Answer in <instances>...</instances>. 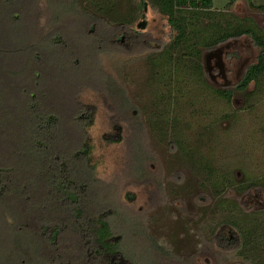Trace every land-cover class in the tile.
Wrapping results in <instances>:
<instances>
[{"label":"rangeland","instance_id":"obj_1","mask_svg":"<svg viewBox=\"0 0 264 264\" xmlns=\"http://www.w3.org/2000/svg\"><path fill=\"white\" fill-rule=\"evenodd\" d=\"M129 2L138 0H80L75 4L74 0H18L16 4L25 6L23 21L32 30L31 42L40 41L46 34L42 25L56 18L57 29L68 39L64 33L68 25L80 34L75 39L83 50L82 66L73 67V60L65 59V49L46 46L55 61L53 78L47 77L56 103H67V90L78 86L70 93L80 105L94 110L87 143L97 177L116 184L118 198L127 210L120 205L117 210L123 220L119 225L130 234L123 250L136 264H264V231L254 225L264 223V187L254 185L264 181V74L246 91L236 89L261 48L243 35L212 48L197 45L200 58L174 50L168 54L171 62L161 64L164 52L159 48L172 42L173 33L167 18L149 4L144 16L129 26L150 35L139 46H146V51L138 52L137 46L130 45L127 29L124 40L119 36L117 42L123 29L116 35L107 23H91L86 28L91 41L85 40L83 24L78 25L83 17L72 8L119 19L116 13L98 7H117L126 16ZM37 3L27 13V5ZM258 6H264V0H214L211 20L199 11L197 27L214 21L218 30L229 23L231 29L243 28V22L264 36V9ZM40 21L42 25L35 28ZM142 23L146 25L139 27ZM96 36L103 40L94 42ZM23 56L12 54L11 58L20 61ZM33 73L31 69L28 77ZM113 84L120 98H108L105 93H112ZM223 89L233 90L231 100L219 93ZM109 186L97 190V206L117 203ZM247 213L251 222L243 226L255 236L253 244L239 255L236 242H221L217 234L223 228L233 234L234 227L225 221L240 223ZM133 260L128 262L134 264Z\"/></svg>","mask_w":264,"mask_h":264},{"label":"trees","instance_id":"obj_2","mask_svg":"<svg viewBox=\"0 0 264 264\" xmlns=\"http://www.w3.org/2000/svg\"><path fill=\"white\" fill-rule=\"evenodd\" d=\"M17 1L0 0V246L5 249L0 252V264H130L128 260L133 258L122 247L130 234L119 225H123V220L117 210L119 205L124 206L118 198L116 184L99 180L91 162L87 127L93 122L94 110L80 105L73 97L78 86L67 90V103H56L47 77L53 78L51 67L55 61L54 53L46 46L58 47L60 51L65 49L68 52L65 59H72L73 67L82 66L83 50L78 48L75 39L80 34L73 32V25H68L69 29L64 32L70 36L68 39L57 29L60 25L56 18L48 20L46 27L41 21L37 23L35 28L41 24L43 30L46 28V34L40 41L36 42V38L31 42L32 30L23 21L25 6L16 5ZM79 1L74 0V4ZM147 4L167 18L173 33L172 42L159 48L167 55L160 57L161 64L171 62L168 54L174 50L183 49L184 56L200 58L197 45L212 48L248 35L261 48V53L246 69L236 89L246 91L264 74V36L255 28L244 26L242 22L243 28L231 29L229 23L218 30V22L214 21L205 28L197 27L199 11L211 20L214 0H138V3H130L126 16L117 7L109 8L105 4L98 7L99 11L108 9L112 15L116 13L119 19L106 18L86 8L82 11L76 6L72 10L83 17L78 25L83 24L84 33L81 34L85 35V40L91 41V36L87 37L91 23L92 26L107 23L116 30V35L123 29L122 35L115 38L117 42L119 36L130 31V45L137 46L136 50L141 52L147 49L146 46L141 49L143 39L146 37L148 41L150 35L129 26L144 16ZM37 5H27V13ZM258 8L264 9V6ZM38 16L43 17L42 13ZM50 26L55 28L49 29ZM191 26L196 29L191 31ZM222 31L226 33L222 35ZM93 39L94 42L103 40L97 36ZM19 42L26 46H20ZM12 54L16 58L24 56L20 61H12ZM35 62L38 65H34ZM13 63L16 65L11 69ZM196 65L199 67L200 63ZM31 69L34 73L29 78ZM111 86L112 93L105 91L108 98H120L119 88L114 84ZM219 93L232 99L233 90H220ZM107 184H110L109 194L117 203L99 207L95 195H99L97 190ZM254 185L264 187V181ZM33 192L35 197H32ZM225 222L238 233H230V236L223 228L217 239L229 244L236 242L239 255L244 254L255 236L251 229L243 226L245 222H251L250 214L247 213L240 223L230 219ZM254 225L264 231L263 222ZM115 231L119 234L115 235Z\"/></svg>","mask_w":264,"mask_h":264},{"label":"flooded vegetation","instance_id":"obj_3","mask_svg":"<svg viewBox=\"0 0 264 264\" xmlns=\"http://www.w3.org/2000/svg\"><path fill=\"white\" fill-rule=\"evenodd\" d=\"M124 38H125V36H122V40H124ZM258 59V58H257ZM223 90H226V89H223ZM252 186H250L249 187V190H250V188H251ZM235 229V228H234ZM233 233H238V231L235 229V232H233ZM238 238H239V234H238Z\"/></svg>","mask_w":264,"mask_h":264},{"label":"water","instance_id":"obj_4","mask_svg":"<svg viewBox=\"0 0 264 264\" xmlns=\"http://www.w3.org/2000/svg\"><path fill=\"white\" fill-rule=\"evenodd\" d=\"M146 24L145 23H142V24H139V27H141V26H145Z\"/></svg>","mask_w":264,"mask_h":264}]
</instances>
